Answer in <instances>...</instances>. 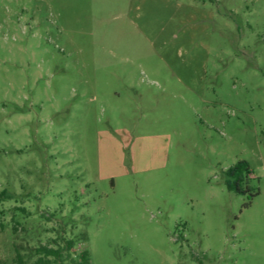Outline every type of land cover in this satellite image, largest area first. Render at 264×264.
Instances as JSON below:
<instances>
[{
	"label": "rangeland",
	"instance_id": "rangeland-1",
	"mask_svg": "<svg viewBox=\"0 0 264 264\" xmlns=\"http://www.w3.org/2000/svg\"><path fill=\"white\" fill-rule=\"evenodd\" d=\"M83 235L91 264H264V0H0V261Z\"/></svg>",
	"mask_w": 264,
	"mask_h": 264
},
{
	"label": "trees",
	"instance_id": "trees-1",
	"mask_svg": "<svg viewBox=\"0 0 264 264\" xmlns=\"http://www.w3.org/2000/svg\"><path fill=\"white\" fill-rule=\"evenodd\" d=\"M252 170L248 162L240 161L230 167L226 172L225 185L229 191L246 194L250 191L248 181L252 177ZM2 193L1 196H3ZM11 197V196H8ZM53 217V214H51ZM64 241L62 244L61 241ZM38 256L34 264H91L90 252L86 247V236L82 239H54L48 245L36 249ZM17 264H23L22 254L17 251ZM0 264H4L0 261Z\"/></svg>",
	"mask_w": 264,
	"mask_h": 264
}]
</instances>
